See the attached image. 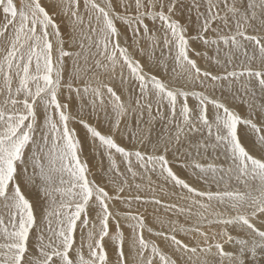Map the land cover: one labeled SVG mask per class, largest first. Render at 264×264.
<instances>
[{
	"label": "rangeland",
	"instance_id": "obj_1",
	"mask_svg": "<svg viewBox=\"0 0 264 264\" xmlns=\"http://www.w3.org/2000/svg\"><path fill=\"white\" fill-rule=\"evenodd\" d=\"M263 24L264 0H0V264H197L194 254L175 260L165 255L142 224L179 236L180 219L165 218L171 226L161 221L173 205L182 211L186 200L234 205L243 195L251 207L258 204L264 155L256 156L254 147L264 153V143L250 132L259 139L264 134ZM207 86L220 94L229 88V94L213 101ZM229 98L239 104L237 113L233 107L224 111ZM251 99L259 110L246 108ZM169 194L185 200L175 204ZM256 211L243 217L249 224L227 219L234 235L244 236L235 230L242 224L259 235L242 257L235 256L241 264H264V226L252 227L258 225ZM181 217L192 233V213Z\"/></svg>",
	"mask_w": 264,
	"mask_h": 264
},
{
	"label": "bare ground",
	"instance_id": "obj_2",
	"mask_svg": "<svg viewBox=\"0 0 264 264\" xmlns=\"http://www.w3.org/2000/svg\"><path fill=\"white\" fill-rule=\"evenodd\" d=\"M201 1V0H200ZM196 2V1H195ZM189 6V5H188ZM187 6V7H188ZM109 13H111V11L109 12ZM152 13V12H151ZM190 13H192V12H190ZM159 15V14H158ZM148 16V15H147ZM112 17V16H111ZM163 17V16H162ZM165 17V16H164ZM160 18V17H159ZM149 19V18H148ZM160 20H161V18H160ZM182 21V20H181ZM155 22V21H154ZM166 24V23H165ZM182 24V23H181ZM264 25V24H263ZM193 27V26H192ZM131 29V28H130ZM197 29V28H196ZM248 28H246V30H247ZM250 29V28H249ZM252 29V28H251ZM262 30V29H261ZM263 30H264V28H263ZM136 31V30H135ZM193 31V30H192ZM139 33V32H138ZM186 33V32H185ZM108 35H110V34H108ZM129 35V34H128ZM179 35V34H178ZM197 35V34H196ZM201 35V34H200ZM110 36H112V35H110ZM118 36V35H117ZM130 36V35H129ZM184 36H185V34H184ZM115 37V36H114ZM131 37V36H130ZM190 37V36H189ZM202 37V36H201ZM258 37V36H257ZM262 37H263V35H262ZM196 38V37H195ZM135 39V38H134ZM186 39V38H185ZM189 39V38H188ZM202 39V38H201ZM119 40H123V36H122V33L119 35ZM132 40V42H133V39H131ZM190 40V39H189ZM100 41H103V39H101ZM183 41V40H182ZM181 41V42H182ZM196 41V40H195ZM107 42H109V41H107ZM111 42V41H110ZM185 42H186V47H187V45H189V44H187V41L185 40ZM196 42H200V41H196ZM195 42V43H196ZM202 42H204L203 40H202ZM204 43H206V42H204ZM132 44V43H131ZM130 44V45H131ZM134 44V43H133ZM138 45H139V42L137 43ZM117 45H119L120 47H118V48H120L121 49V51H122V53H127L128 55H126L127 56V58H128V56H129V53H128V51L126 52V48L124 47V45H123V43H122V45L120 44V43H118ZM193 45V44H192ZM203 45V44H202ZM134 46V45H133ZM207 46V45H206ZM136 47H137V45H136ZM139 47V46H138ZM184 47V46H183ZM201 47V46H200ZM125 48V49H124ZM151 48V47H150ZM188 48H189V46H188ZM135 49V48H134ZM186 49V48H185ZM192 49V48H191ZM190 49V50H191ZM125 50V52H123ZM129 50V49H128ZM131 50V49H130ZM190 50H188V51H190ZM115 51H116V49H115ZM134 52V51H133ZM133 52H131V53H133ZM131 53H130V55H131ZM142 53H143V51H142ZM189 53V52H188ZM206 53V52H205ZM190 54V53H189ZM207 54V53H206ZM112 55V54H111ZM202 55V54H201ZM204 55V54H203ZM132 56V55H131ZM147 56V55H146ZM183 55H181V57H182ZM185 56V55H184ZM196 56H198V55H196ZM208 56H210V55H208ZM130 57V56H129ZM136 57V56H135ZM188 57H190V56H188ZM206 57V56H205ZM127 58H125L126 60H127ZM132 58V57H131ZM136 58H139V57H136ZM148 58V57H147ZM151 58V57H150ZM198 58V57H197ZM204 58V57H203ZM207 58V57H206ZM112 59H114V58H112ZM132 59H134V58H132ZM145 59V58H144ZM189 59V58H188ZM193 59V58H192ZM214 59V58H213ZM128 60H129V63H130V61H131V59H129L128 58ZM137 60V59H136ZM141 60H142V58H141ZM163 60V59H162ZM198 60V59H197ZM212 60V59H211ZM210 60V61H211ZM156 61V60H155ZM167 61V60H166ZM189 61V60H188ZM138 62H140V61H138ZM147 62V61H146ZM157 62V61H156ZM159 62H160V60H159ZM132 63V62H131ZM134 63V62H133ZM189 63V62H188ZM127 64V63H126ZM156 64V63H155ZM154 64V65H155ZM197 64V63H196ZM217 64V63H216ZM118 65V64H117ZM131 65V64H130ZM142 65H143V63H142ZM158 65V64H157ZM184 65V64H183ZM190 65V64H189ZM189 65H188V67H189ZM198 65V64H197ZM118 66H120V65H118ZM128 66V65H127ZM136 66V65H135ZM134 66V67H135ZM140 66H141V64H140ZM191 66V65H190ZM199 66V65H198ZM116 67V66H115ZM122 67V66H121ZM157 67H159V66H157ZM183 67H185V66H183ZM192 67V66H191ZM194 67V66H193ZM200 67V66H199ZM204 67V66H203ZM220 67V66H219ZM142 68V67H141ZM165 68V67H164ZM202 68V67H201ZM210 68V67H209ZM122 69H123V67H122ZM138 69V68H137ZM156 69V68H155ZM194 69H195V67H194ZM230 69V68H229ZM115 70H116V68H115ZM119 70V69H118ZM121 70V69H120ZM119 70V71H120ZM133 70V69H132ZM135 70V69H134ZM160 70H162V69H160ZM191 70V69H190ZM193 70V69H192ZM192 70H191V72H192ZM198 70V69H197ZM138 71H140L139 69H138ZM152 71H154V69L152 70ZM157 71V70H156ZM159 71V70H158ZM164 71H166V69L164 70ZM187 71H189V69L187 70ZM209 71H211V70H209ZM229 71V70H228ZM125 72V71H124ZM149 72V71H148ZM177 72V71H176ZM185 72V71H184ZM195 72V71H194ZM133 73V72H132ZM139 73V72H138ZM166 73V72H165ZM175 73V72H174ZM198 73H201V72H199L198 71ZM197 73V74H198ZM238 73V72H237ZM119 74H121V73H119ZM151 74V73H150ZM161 74V73H160ZM163 74V73H162ZM161 74V75H162ZM180 74H181V72H180ZM179 74V75H180ZM194 74V73H193ZM203 74V73H202ZM204 74H205V71H204ZM207 74V73H206ZM111 75V74H110ZM113 75V74H112ZM111 75V76H112ZM124 75V74H123ZM122 75V76H123ZM126 75H127V73H126ZM130 75V74H129ZM129 75L127 76V77H129ZM133 75H134V73H133ZM136 75V74H135ZM154 75V74H153ZM153 75H152V77H153ZM157 75V74H156ZM164 75V74H163ZM182 75H183V73H182ZM185 75H186V73H185ZM199 75V74H198ZM215 75V74H214ZM229 75V74H228ZM233 75V74H232ZM121 75H120V77H122ZM151 76V75H150ZM160 76V75H159ZM207 76H208V74H207ZM209 76H212V75H209ZM208 76V77H209ZM219 76V75H218ZM217 76V77H218ZM221 76V75H220ZM131 77H133V76H131ZM140 77V76H139ZM185 77V76H184ZM193 77H195V76H193ZM234 77V76H233ZM232 77V78H233ZM134 78V77H133ZM133 78H131V79H133ZM154 78V77H153ZM189 78H190V76H189ZM215 78H216V76H215ZM221 78V77H220ZM229 78V77H228ZM192 79V78H191ZM196 79H197V77H196ZM210 79H211V77H210ZM229 79H231V77L229 78ZM102 80H103V78H102ZM108 80V79H107ZM115 80V79H114ZM135 80V79H134ZM151 80V79H150ZM190 80V79H189ZM193 80H194V78H193ZM217 80V79H216ZM225 80H227V79H225ZM232 80V79H231ZM127 81V80H126ZM147 81V80H146ZM157 81V80H156ZM154 79L151 81V82H154V83H159V81H157L156 82ZM199 81H200V76H199ZM212 81V80H211ZM210 81V82H211ZM237 81V80H236ZM242 81V80H241ZM83 82V81H82ZM102 82V81H101ZM166 82V81H165ZM191 82V81H190ZM96 83V82H95ZM105 83V82H104ZM139 83V82H138ZM161 83V82H160ZM192 83V82H191ZM217 83H218V81H217ZM216 83V84H217ZM220 83V82H219ZM232 83V82H231ZM248 83V82H247ZM249 83H251V82H249ZM97 84V83H96ZM110 84V83H109ZM148 84V83H147ZM166 84V83H165ZM165 84H161L162 86L161 87H165V86H163V85H165ZM178 84V83H177ZM212 84H214V82L212 83ZM221 84H222V82H221ZM77 85V84H76ZM118 85V84H117ZM145 85V84H144ZM160 85V84H159ZM231 85H233V84H231ZM247 85V84H246ZM253 85V84H252ZM216 86V85H215ZM214 86V87H215ZM70 87V86H69ZM187 87V86H186ZM209 86H207V88H208ZM222 87V86H221ZM232 87H234V86H231V89H232ZM247 87V86H246ZM120 88V87H119ZM166 88V87H165ZM170 88V87H169ZM189 88V87H188ZM224 88V87H223ZM226 88H227V86H226ZM248 88H250V87H248ZM69 89V88H68ZM140 89H142V88H140ZM187 89V88H186ZM185 89V91H186V93L187 92H190L189 91V89L188 90H186ZM208 89H210V88H208ZM206 90V92L205 93H207V98H210L211 97V99L213 100V98H215V97H221V95L224 97V96H227L228 94H229V88H228V90H226V91H224V92H222L221 94H220V92L219 93H217V92H215L214 90H211L210 89V92H209V90ZM237 89V88H236ZM72 90V89H71ZM76 90V89H75ZM143 90V89H142ZM141 90V91H142ZM163 90H165L164 88H163ZM169 90V89H168ZM171 90V89H170ZM183 90V89H182ZM220 90V89H219ZM225 90V89H224ZM251 90H252V88H251ZM257 90V89H256ZM262 90V89H261ZM67 91H69V90H67ZM74 91V90H73ZM108 91V90H107ZM167 91V90H166ZM172 92H173V96L175 95L174 94V91H173V89L171 90ZM170 91V92H171ZM218 91V90H217ZM255 91V90H254ZM264 91V90H263ZM64 92H66V91H64ZM71 92V91H70ZM75 92V91H74ZM177 92H178V90H177ZM180 92V91H179ZM198 92V91H197ZM251 92V91H250ZM76 93V92H75ZM183 93V92H182ZM192 93V92H191ZM208 93L210 94L209 95V97H208ZM216 93V94H215ZM232 93V92H231ZM59 94V93H58ZM65 94V93H64ZM159 94L160 95H162L160 92H159ZM71 95V94H70ZM76 95V94H75ZM180 95V94H179ZM190 94H188V96H189ZM205 95V94H204ZM242 95V94H241ZM252 95V94H251ZM106 96V95H105ZM110 96V95H109ZM185 96H187V95H185ZM191 96V95H190ZM193 96H195V95H193ZM197 96V95H196ZM201 96H202V94H201ZM72 97V96H71ZM82 97V96H81ZM160 97V96H159ZM241 97V96H240ZM75 98V97H74ZM186 98V97H185ZM199 98H200V96H199ZM202 98V97H201ZM200 98V99H201ZM226 98V97H225ZM178 98H176V100H177ZM210 99V100H211ZM224 99V98H223ZM227 99V98H226ZM226 99H225V101H226ZM236 99V98H235ZM239 99V98H238ZM66 100V99H65ZM75 100H76V98H75ZM176 100H175V102H176ZM222 100V99H221ZM229 101H231L230 103H231V105H224V111L225 110H229V111H231V109H229V108H227V107H230V108H232L233 110H237V107H238V105H236L235 104V102L231 99V98H229L228 99ZM259 100V99H258ZM58 101H59V99H58ZM69 101V100H68ZM77 101V100H76ZM201 101V100H200ZM214 101V100H213ZM246 101H247V99H246ZM256 101V100H255ZM71 102V101H70ZM78 102V101H77ZM217 102V104H215V105H217L218 107L217 108H219V105L221 104L220 102H218V101H216ZM216 102H214V103H216ZM221 102H223V100L221 101ZM240 102V101H239ZM213 102H210L209 104H211L215 109H216V106L215 105H213L212 104ZM218 103H220L219 105H218ZM241 103V102H240ZM60 104V103H59ZM58 104V105H59ZM64 104V103H63ZM189 103H187V105H188ZM204 104V103H203ZM209 104H208V106H206V107H209ZM263 104V103H262ZM67 105V104H66ZM222 105V104H221ZM246 105H247V107L246 108H248V109H257V110H259V108L257 107V103H255V102H253L252 101V99L251 100H249L247 103H246ZM69 105H67V107H68ZM77 106V105H76ZM264 106V105H263ZM71 107V106H70ZM245 107V106H244ZM61 109V107H58V109ZM63 108V107H62ZM69 108V107H68ZM241 109L243 108V106L242 107H240ZM34 109V108H33ZM52 109V108H51ZM57 109V110H58ZM74 109H76V108H74ZM80 109V108H79ZM211 108H209L208 110H210ZM220 109V108H219ZM241 109H239V112H240V110ZM248 109H246V110H248ZM264 109V108H263ZM1 110H2V107H1V109H0V112H1ZM11 110H12V108H11ZM17 110V109H16ZM37 110H39V109H37ZM67 110V109H66ZM69 110V109H68ZM67 110V111H68ZM82 110V109H81ZM207 110V111H208ZM214 110V109H213ZM212 109H211V111H213ZM246 110H245V112H246ZM41 112H42V110H40ZM64 111H65V109H64ZM67 111H65V112H67ZM205 112H206V110H204ZM211 111H210V113H211ZM15 112V111H14ZM19 112H20V110H19ZM34 112V111H33ZM51 112V111H50ZM74 112V111H73ZM186 112V111H185ZM222 112H223V110H222ZM248 112H250V110L248 111ZM254 111H251V113H253ZM3 113V112H2ZM11 113V112H10ZM16 113V112H15ZM68 113H69V111H68ZM67 113V114H68ZM208 113V112H207ZM206 113V114H207ZM218 113V112H217ZM236 113H237V111H236ZM241 113V112H240ZM33 114V113H32ZM35 114V113H34ZM37 114H38V112H37ZM81 114V113H80ZM212 114V113H211ZM212 115H214V114H212ZM228 116H229V114H227ZM231 115V114H230ZM238 115H240V114H238ZM247 115L249 116V114L247 113ZM251 115V114H250ZM254 115V114H253ZM67 116H69V115H67ZM66 116V117H67ZM245 117H246V115H244ZM264 115H262L261 117H263ZM35 117V116H34ZM40 117H41V115H40ZM65 117V116H64ZM230 117V116H229ZM239 117H241V116H239ZM243 117V116H242ZM244 117V118H245ZM42 118H44V117H42ZM238 118V117H237ZM237 118H236V120H237ZM44 119H47V118H44ZM69 119V118H68ZM71 119V118H70ZM83 119V118H82ZM238 119H241V118H238ZM247 119V118H246ZM90 120V119H89ZM73 121V120H72ZM84 121H85V119H84ZM83 121V122H84ZM87 121V120H86ZM140 121V120H139ZM153 122H154V119H153ZM79 123H81V122H79ZM197 123V122H196ZM68 124V123H67ZM95 124V123H94ZM200 124V123H199ZM211 124H213V123H211ZM97 125V124H96ZM188 125V124H187ZM189 125H191V124H189ZM193 125V124H192ZM238 125H239V123H238ZM84 126H86V125H84ZM90 126H91V123H90ZM196 126V125H195ZM212 126H214V125H212ZM72 127V126H71ZM93 127H95V125L93 126ZM99 127V126H98ZM118 127V126H117ZM87 128H89V127H87ZM97 128V127H96ZM149 128V127H148ZM185 128V127H184ZM197 128V127H196ZM195 128V129H196ZM98 129V128H97ZM105 129V128H104ZM186 129V128H185ZM89 130H90V128H89ZM188 130H189V127H188ZM70 131V130H69ZM73 131V130H72ZM13 132H15V130L13 131ZM186 132H187V130H186ZM196 132V131H195ZM6 133V132H5ZM182 133H183V131H182ZM194 133V132H193ZM261 133V132H260ZM72 134V133H71ZM206 134V133H205ZM250 134H251V136L255 139V140H257L258 142H260V143H258L259 145H261V143H264V134L262 133L261 134V138L259 139L258 138V136H255L254 134H256V133H251L250 132ZM14 135V134H13ZM16 135V134H15ZM73 135H74V133H73ZM141 135V134H140ZM182 135V134H181ZM183 135H184V133H183ZM187 135V134H186ZM185 135V136H186ZM198 135V134H197ZM197 135H196V137H197ZM75 136L77 137V133L75 134ZM74 136V137H75ZM113 136V135H112ZM189 136V135H188ZM115 137V136H114ZM195 137V138H196ZM252 137H250V136H248V138H246V140H245V147H248V145H249V147H251V146H253V144L254 143H252ZM115 138H117V137H115ZM147 137H145V139H146ZM185 138V137H184ZM194 138V139H195ZM252 138V139H251ZM113 139V138H112ZM139 139V138H138ZM144 139V140H145ZM170 139V138H169ZM168 139V140H169ZM181 139H182V137H181ZM186 139V138H185ZM198 139V138H197ZM144 140H143V142H144ZM188 140V142L190 141V140H192V139H187ZM199 140V139H198ZM15 141V140H14ZM73 141V140H72ZM71 141V142H72ZM76 141V140H75ZM121 141V140H120ZM119 141V142H120ZM193 141V140H192ZM56 142V141H55ZM170 142V141H169ZM14 143V142H13ZM183 143V142H182ZM185 143V142H184ZM195 143V142H194ZM193 143V144H194ZM199 143V142H198ZM16 144V143H15ZM25 144H27V143H25ZM72 144H74V143H72ZM76 144V143H75ZM74 144V145H75ZM125 144V143H124ZM123 144V145H124ZM142 144V143H141ZM146 144V143H145ZM178 144V143H177ZM179 144H181V142L179 143ZM187 144H189V143H187ZM186 144V145H187ZM192 144V145H193ZM6 145V144H5ZM77 145H79V143H77ZM138 145H140V144H138ZM170 145V144H169ZM185 145V146H186ZM10 146H12V145H10ZM130 146V145H129ZM133 146V145H132ZM135 146V145H134ZM137 146V145H136ZM141 146V145H140ZM158 146V145H157ZM160 146V145H159ZM202 146H203V143H202ZM24 147V146H23ZM78 147V146H77ZM142 147H143V145H142ZM187 147H189V145L187 146ZM191 147V146H190ZM200 147V146H199ZM198 147V148H199ZM204 147V146H203ZM248 147V148H249ZM11 149H12V147H10ZM53 148V147H52ZM158 148V147H157ZM184 148H186V147H184ZM201 148V147H200ZM181 149V148H180ZM195 149V148H194ZM250 149V148H249ZM253 149V148H252ZM259 149H261L260 148V146H256V147H254V152H255V154H256V156L257 155H264V153L262 152V151H260ZM153 150V149H152ZM183 150V149H182ZM193 150V149H192ZM197 150V149H196ZM7 151H8V149H7ZM157 151H158V149H157ZM181 151V150H180ZM78 152V151H77ZM151 152V151H150ZM153 152V151H152ZM166 152V151H165ZM79 153H81V151L79 152ZM135 153H137V152H135ZM154 154H156L155 152H153ZM191 153H192V151H191ZM194 153H196V152H194ZM198 153V152H197ZM200 153V152H199ZM198 153V154H199ZM204 153V152H203ZM213 153H215V152H213ZM139 154H141V153H139ZM152 154V153H151ZM150 154V155H151ZM153 154V155H154ZM158 154V153H157ZM197 154V155H198ZM166 155V154H165ZM200 155V154H199ZM143 156V155H142ZM155 157H156V155H154ZM154 156H152L153 158H154ZM178 156V155H177ZM151 157V156H150ZM174 157V156H173ZM114 158H116V157H114ZM157 158V157H156ZM176 158V157H175ZM178 158H180V157H178ZM220 158V157H219ZM158 159V158H157ZM162 159H164V158H162ZM255 159V158H254ZM153 160H155V158L153 159ZM200 160H201V158H200ZM81 161H83V159L81 160ZM166 161H168V160H166ZM174 161V160H173ZM79 162V161H78ZM154 163H155V161H153ZM164 162H165V160H164ZM212 162V161H211ZM83 163V162H82ZM153 163V164H154ZM159 164V163H158ZM179 164H181V163H179ZM190 164H192V163H190ZM81 165V164H80ZM183 165V164H182ZM193 165V164H192ZM154 166V165H153ZM212 166V165H211ZM85 167H86V162H85ZM181 167V166H180ZM205 167V166H204ZM81 168H82V166H81ZM87 168V167H86ZM184 168V167H183ZM195 168V167H194ZM193 168L191 167V168H189V169H187L186 171H189V170H192ZM204 169V168H203ZM83 170H84V167H83ZM86 170V169H85ZM179 172V171H178ZM195 172V171H194ZM86 173H88V171L86 172ZM191 173V172H190ZM247 173V172H246ZM244 174L246 177H248L249 175H248V173L247 174ZM89 174V173H88ZM87 174V175H88ZM133 174H134V172H133ZM196 174H198L197 173V171H196ZM200 174V173H199ZM205 174V173H204ZM137 175V174H136ZM194 175H195V173H194ZM192 176H193V173H192ZM205 177H207V176H204L203 178H205ZM209 177V176H208ZM196 178V177H195ZM241 178V177H240ZM178 179V178H177ZM194 179V178H193ZM209 179V178H208ZM214 179V178H213ZM185 180V179H184ZM204 180H206V179H204ZM194 181H195V179H194ZM196 181H198V180H196ZM181 182V181H180ZM184 181H182V183H183ZM193 182V181H192ZM202 182V181H201ZM217 182V181H216ZM92 183V182H91ZM128 183V182H127ZM160 183H161V181H160ZM166 183V182H165ZM16 184V183H15ZM149 184H150V182H149ZM157 184H158V182H157ZM156 184V185H157ZM162 184V183H161ZM173 184V183H172ZM189 184V183H188ZM202 184V183H201ZM127 185V184H126ZM139 185V184H138ZM164 185V184H163ZM171 185V184H170ZM193 185V184H192ZM14 186V185H13ZM17 186V185H16ZM92 186V185H91ZM94 186V185H93ZM111 186V185H110ZM131 186V185H130ZM143 186V185H142ZM171 186H173V185H171ZM193 186H195V185H193ZM96 187H97V185H96ZM124 187V186H123ZM129 187V186H128ZM162 187V186H161ZM146 188H147V186H145L141 191L142 192H146ZM168 188V187H167ZM170 188V187H169ZM168 188V189H169ZM196 188V187H195ZM207 188H210V187H207ZM94 189V188H93ZM108 189V188H107ZM141 189V188H140ZM165 189V188H164ZM174 189V188H173ZM123 190V189H122ZM131 190V189H130ZM155 190H157L156 188H155ZM159 190V189H158ZM193 190V189H192ZM246 190H248V192H249V190H250V186H248L247 185V189ZM127 191V190H126ZM140 191V192H141ZM197 191H198V189H197ZM207 191V190H206ZM93 192H95V191H93ZM111 192V191H110ZM139 192V193H140ZM178 192H179V190H178ZM183 192V191H182ZM210 192V191H209ZM98 193V192H97ZM97 193H95V194H97ZM137 193V192H136ZM138 193V194H139ZM165 193V192H164ZM198 193H199V191H198ZM203 193L205 194L206 192L205 191H203ZM258 193H259V202H258V204H256L254 207H251L250 206V203H249V201H250V199L248 198V196L247 195H243L242 196V201H239L240 202V204L239 203H235L234 205H231V204H229L228 202H222L221 204H219V203H216V202H214L213 200L208 204L207 203V201H205V202H203V204H200L199 203V201H188V200H186L187 202H188V209L186 210V211H182V210H176V208H180V206H178V207H174V205H173V207H170V209H166V213L165 214H162L163 215V217H162V224H165V221H167L165 218H171V217H175L176 218V220H178V219H180L181 220V222L183 221V220H185V219H183L181 216L183 215V214H191L192 213V220H193V226H192V233H190L188 230H189V228L188 227H186V225L184 224V225H181L180 223L178 224V231L176 232V234L178 233V234H180L179 236H175V235H169V236H167V232L168 231H164V230H160L159 229V231H157V229H155V230H152L151 228H150V226H151V223H150V225H149V227H145V225H147V223L144 225V223L142 224V231L143 232H146V234H147V236L148 237H151L150 236V234H154L153 236H154V238H152L154 241H152L153 243H155L156 244V248H157V246L158 247H160V250L162 251V252H164L165 251V255H168V256H172L174 259L173 260H175L177 257H178V255H179V257H180V255L181 256H188L187 254L189 253V254H194L193 256H195L196 255V257H199V258H197L198 259V262H196L197 264H229V262L230 261H233V262H236V263H238V264H241L242 263V260H235L234 258H235V256H239V257H242L241 256V253L243 252L242 251V249L243 248H245V247H252L254 244H256L257 243V240H258V238H259V235L257 236V235H255L254 233H252L251 232V230H249V229H247V227L246 226H244L243 224H245V222H250L249 220H247V219H245V218H243V217H248V216H250V214H248L249 212H251L252 213V211H254V210H257L256 211V214H255V217H256V221L258 222V225H257V223L256 224H254V225H252V227L255 229V227H259V226H261V223H262V225L264 226V186H262V187H260L259 189H258ZM4 194V193H3ZM2 194V195H3ZM92 194V193H91ZM99 194V193H98ZM109 195H110V193H108ZM115 194V193H114ZM113 194V195H114ZM121 194H123V193H121ZM144 194V193H143ZM191 194H193V193H191ZM201 194H202V192H201ZM208 194V193H207ZM215 194V193H214ZM120 195V194H119ZM124 195V194H123ZM126 195V194H125ZM167 195V194H166ZM187 195H188V193H187ZM219 195H221V194H219ZM223 195H225V194H223ZM91 196V195H90ZM92 196H93V194H92ZM101 196H104V194H101ZM127 196V195H126ZM125 196V197H126ZM197 196H199V195H197ZM111 197V196H110ZM117 197V196H116ZM160 197V196H159ZM180 197V196H179ZM193 197V196H192ZM191 197V198H192ZM239 197H240V195H239ZM105 197H103L102 199H104ZM117 198H119V197H117ZM122 198V197H121ZM139 198V197H138ZM142 198H144V197H142ZM168 198H170L171 199V201L173 202V203H175V204H180V202H182V201H184L185 199H182L181 198V200L177 197V196H172V195H170L169 194V197ZM200 198V197H199ZM108 197H107V200L106 199H104L105 200V202H107L108 201ZM127 199V198H126ZM164 199H165V197H164ZM189 199V198H188ZM113 200V199H112ZM120 200V199H119ZM144 200H146V199H144ZM157 200H159V199H157ZM161 200V199H160ZM167 200V199H166ZM111 200H109V202H110ZM134 202H136L135 200H133ZM138 201H139V199H138ZM224 201V200H223ZM89 202V201H88ZM114 202V201H113ZM122 202H125V198L123 199V201ZM6 203V202H5ZM111 203V202H110ZM165 203V202H164ZM89 205V204H88ZM107 205H109V203L107 204ZM111 205V204H110ZM32 208V207H31ZM153 208V207H152ZM108 209H109V207H108ZM115 209V208H114ZM140 209V208H139ZM149 209V208H148ZM118 210V209H117ZM109 211V210H108ZM140 211V210H139ZM145 211V210H144ZM154 211V210H153ZM164 211V210H163ZM135 212V211H134ZM156 212V211H155ZM238 212V213H237ZM109 213V212H108ZM126 213V212H125ZM136 213H137V211H136ZM135 213V214H136ZM154 213V212H153ZM182 214L181 216H180V214ZM231 215H230V214ZM119 214V213H118ZM140 214V213H139ZM253 214V213H252ZM263 214V217H262V220H261V215ZM110 215H111V211H110ZM138 215V214H137ZM141 215V214H140ZM139 215V216H140ZM143 215V214H142ZM147 215V214H146ZM155 215H157V214H155ZM120 216V215H119ZM132 216H134L133 215V212H132ZM144 216V215H143ZM148 216H149V214H148ZM152 216V215H151ZM184 216H189V215H184ZM229 216H231V218H232V216H234V218H233V220L234 219H236L235 217H238L239 219H241V223H243L242 225H238V226H235V230H236V232H237V234L238 233H240V234H242V233H244V236L243 235H234V233L235 232H232V231H230L229 230V227H230V221H232V220H227L228 219V217ZM240 216H242V217H240ZM254 216V215H253ZM111 217V216H110ZM113 217V216H112ZM117 217V216H116ZM142 217V216H141ZM140 217V218H141ZM147 217V216H146ZM0 218H1V216H0ZM114 218V217H113ZM135 218H137V217H135ZM143 218V217H142ZM151 218H153V217H151ZM164 218V219H163ZM237 218V219H238ZM249 218V217H248ZM253 218V217H252ZM117 219V218H116ZM125 219H127V218H124V220H123V222H125L126 220ZM146 219V218H145ZM188 219H191V218H188ZM136 220H138V219H136ZM157 220H158V218H157ZM157 220H155V221H157ZM160 220V219H159ZM164 220V221H163ZM117 221V220H116ZM121 221V220H120ZM152 221V220H151ZM237 221H239V220H237ZM254 221V220H253ZM119 222V221H118ZM153 222V221H152ZM252 222V221H251ZM33 223V222H32ZM36 223V222H35ZM34 223V224H35ZM126 223V222H125ZM154 223V222H153ZM160 223V222H159ZM158 223V224H159ZM167 223H168V225H172V224H170L171 222L170 221H167ZM241 223H239V224H241ZM246 223V224H247ZM111 224V223H110ZM112 224H113V222H112ZM111 224V225H112ZM155 224V223H154ZM161 224V225H162ZM249 224V223H248ZM32 225V224H31ZM110 226V225H109ZM118 225L117 224H115L114 223V227H117ZM163 226V225H162ZM161 226V227H162ZM250 226H251V224H250ZM3 227V226H2ZM5 227V226H4ZM166 227H169V226H166ZM249 227V226H248ZM1 228V227H0ZM109 228V227H108ZM118 228V227H117ZM154 228V227H153ZM170 228V227H169ZM172 228H174V227H172ZM26 229V228H25ZM120 229V228H119ZM27 230V229H26ZM121 230V229H120ZM191 230V229H190ZM2 231H3V228H2ZM46 231L48 232V231H50V228H47L46 229ZM107 231H108V229H107ZM116 231H118V229L116 230ZM148 231V232H147ZM170 231V230H169ZM4 232H5V230H4ZM109 232V231H108ZM111 232V231H110ZM121 232V231H120ZM214 232H216V233H214ZM41 234H42V232H40ZM114 233V232H113ZM116 233V232H115ZM169 233H171V231L169 232ZM4 234V233H3ZM2 234V235H3ZM106 234V233H105ZM110 235H111V233H109ZM118 234V233H117ZM122 234H123V231H122ZM127 233H125V235H126ZM134 234V232H132L131 231V239H129L128 237V239H129V241H132L133 240V238H134V236H132ZM145 234V235H146ZM10 235V234H9ZM27 235V234H26ZM109 235V236H110ZM115 235V234H114ZM119 235V234H118ZM129 235V234H128ZM127 235V236H128ZM155 235H157L156 237H155ZM106 236V235H105ZM116 236V235H115ZM124 236V235H123ZM191 236H193V237H191ZM27 237H28V235H27ZM44 237H45V235H44ZM119 237V236H118ZM232 237H233V239H232ZM1 238V237H0ZM15 238V237H14ZM109 238V237H108ZM108 238H107V240H108ZM120 238H122V236L120 237ZM123 238H125V236L123 237ZM126 238V239H127ZM139 238H140V236H139ZM215 238H219V239H221V241H218V240H215ZM45 239V238H44ZM43 239V241L47 244L46 245V248H47V246L50 244V242L48 241V240H44ZM127 239V240H128ZM136 239V238H135ZM149 239V238H148ZM180 239H183V241L185 240H188V241H190V243H188V244H190L189 246H183L182 245V243L181 242H183V241H180ZM207 239H208V242H207ZM243 239L245 240V244H244V242H243ZM13 240V239H12ZM101 240H103V239H101ZM113 240V239H112ZM121 240V239H120ZM124 240V239H123ZM42 241V240H41ZM40 241V242H41ZM126 241V240H125ZM141 241V239L139 240V242ZM184 241V242H185ZM39 242V241H38ZM76 242V241H75ZM102 242V241H101ZM104 242V241H103ZM113 242H115V241H113ZM142 242V241H141ZM26 243V242H25ZM36 243V242H35ZM45 243H44V245L43 246H45ZM99 243H100V241H99ZM129 243V242H128ZM131 243V242H130ZM204 243H210V244H208V245H205ZM10 244V243H9ZM150 244H152V243H150ZM25 245V244H24ZM101 245V244H100ZM103 245V244H102ZM147 245V244H146ZM27 245H25V247H26ZM36 246V245H35ZM50 246V245H49ZM153 246V245H152ZM80 247V246H79ZM130 247V246H129ZM132 247V246H131ZM16 248V247H15ZM154 248V247H153ZM4 249V248H3ZM9 249V248H8ZM18 249H20V248H18ZM44 249V248H43ZM103 249V248H102ZM105 249H106V247H105ZM136 249V248H135ZM6 250V249H5ZM10 250V249H9ZM15 250V249H14ZM27 250V249H26ZM25 249H24V251H26ZM32 250V249H31ZM65 250V249H64ZM71 250V249H70ZM73 250V249H72ZM158 251H159V248L157 249ZM1 251H2V249H1ZM18 251V250H17ZM33 251V250H32ZM83 251V250H82ZM101 252H102V250H100ZM229 251V253L230 254H232V255H230L229 253L227 254V252ZM27 252V251H26ZM65 252V251H64ZM78 252V251H77ZM103 252H104V250H103ZM9 253V252H8ZM21 253V252H20ZM29 253V252H28ZM73 253H76V252H73ZM155 253V252H154ZM157 253V252H156ZM11 254H13V253H11ZM24 254V253H23ZM68 254V253H67ZM80 254V253H79ZM91 254V253H90ZM38 255V254H37ZM63 255V253L61 254V256ZM73 255V254H72ZM87 255V254H86ZM86 255L84 254V256L86 257ZM160 255V254H159ZM0 256H1V253H0ZM23 256V255H22ZM67 256V255H66ZM161 256V255H160ZM163 256V255H162ZM192 256V257H193ZM3 257V256H2ZM16 257V256H15ZM81 257V256H80ZM157 257V256H156ZM155 257V258H156ZM165 257V256H164ZM190 257H191V255H190ZM31 258V257H30ZM161 258H163V257H161ZM166 258H167V256H166ZM185 258V257H184ZM221 259V261H218L217 259ZM169 259V258H168ZM30 260V259H29ZM50 260H52V259H50ZM171 260V259H170ZM172 260V261H173ZM19 261H20V259H19ZM89 261V260H88ZM140 261V260H139ZM159 261V260H158ZM180 261V263L182 262L181 260H179ZM84 262H86V261H84ZM24 263H26V262H24ZM23 263V264H24ZM33 263V262H32ZM36 263V262H35ZM49 263V262H48ZM183 263V262H182ZM181 263V264H182ZM43 264V263H42ZM54 264H57V261H56V259L54 260ZM77 264H79V263H77ZM170 264H171V261H170ZM185 264V263H184Z\"/></svg>",
	"mask_w": 264,
	"mask_h": 264
}]
</instances>
